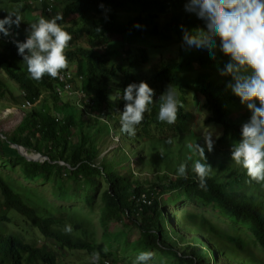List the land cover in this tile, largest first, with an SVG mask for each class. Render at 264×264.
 Returning <instances> with one entry per match:
<instances>
[{
	"label": "trees",
	"instance_id": "16d2710c",
	"mask_svg": "<svg viewBox=\"0 0 264 264\" xmlns=\"http://www.w3.org/2000/svg\"><path fill=\"white\" fill-rule=\"evenodd\" d=\"M186 3L187 0H0V19L10 12L22 17L20 27L11 29L12 36L0 34V70L20 92L13 93L0 79V96L9 94L10 103L16 107L26 103L30 106L19 108L24 116L10 135H0V164L18 165L24 180L51 182L55 198L83 200L89 208L99 187L104 186L97 196L100 208L96 227L92 229L74 208L72 211L58 208L53 214L49 211L53 204L37 209L26 195L14 190L0 171V264H63L57 257L60 250H84L89 256L99 251L98 264L105 261L117 264L124 259L107 249L113 244L111 235L123 239L125 247L130 248L127 254L153 252L149 264L163 255L184 259L188 264H208L209 259L213 261L222 254L226 258L242 256L246 259L244 263L264 264V184L247 183L245 171L231 160L230 151L234 140L239 142L241 127L250 120L251 113L228 87L231 77L220 74L228 57L219 50V42L214 59L207 49L184 45L183 30L190 33L207 30L203 20L185 11ZM34 12L38 15L28 19L27 15ZM58 13L63 17L58 23L72 35L65 50L69 61L65 71L71 73L70 68L74 67L75 76L80 78L75 88L92 98L94 109L109 111L100 113L103 117L97 115L99 119L92 133L101 139L109 135L111 128L120 131L119 116L124 101L117 96L122 98L129 84L146 82L151 88L161 87L165 91L172 85L177 94H188L199 104L198 108L206 114L205 124H217L214 127L221 131L211 151L215 157L206 158L212 167L206 189L198 187L191 172L192 161H187L190 154L187 142L201 145V139L188 130V112L182 100L176 122L166 125L167 138L156 140L149 129L155 125L156 131L163 130L165 122L158 119V101L149 106L141 128L130 136L133 139L128 141L129 135L120 131L126 137L112 156L98 159L96 140L89 141L91 129L83 127L74 106L62 102L58 95L61 84L47 75L41 81L31 79L13 43V39L21 42L26 39L30 23L40 17L51 19ZM165 15L169 17L161 24V16ZM163 52L165 58L157 61ZM122 58L125 65L118 61ZM114 95L115 99H110ZM21 97L25 99L22 102ZM169 139L173 142L168 143ZM131 143L134 144L131 153L137 155L140 145L149 159L139 161L141 165L149 164L156 171L164 167L175 177H167L163 171L141 180L129 170L118 171L116 166L127 161ZM15 145L47 159L28 161ZM205 155L209 156L207 150ZM185 162L189 169L187 178L179 177L177 169ZM65 178L69 187L62 185ZM177 198L192 201L198 210L181 211L178 231L173 229L169 213L168 219L164 215L166 205L178 204ZM203 208L218 217L210 216ZM185 223L200 239L191 237L184 242L183 251L177 253L172 250L178 244L174 237L184 231ZM69 224L73 228L71 234L64 231ZM118 224L121 229L111 230ZM95 228L102 231L105 249L100 248L94 237ZM132 229L138 232L135 241L129 238ZM32 230L38 232L41 242L25 240L22 231ZM212 249L215 253L211 257Z\"/></svg>",
	"mask_w": 264,
	"mask_h": 264
},
{
	"label": "clouds",
	"instance_id": "9594fccd",
	"mask_svg": "<svg viewBox=\"0 0 264 264\" xmlns=\"http://www.w3.org/2000/svg\"><path fill=\"white\" fill-rule=\"evenodd\" d=\"M185 11L194 13L203 20L207 30L197 29L191 33L183 30L184 43L190 48L207 49L214 59L217 41L219 42V50L228 57L220 74L231 77L232 83L228 87L251 113L250 120L241 127L240 141L231 147V160L245 171L247 183L264 184V0H187ZM61 20L63 17L60 15L51 19L40 17L29 24L23 42L13 39L18 55L22 57L27 73L33 80L41 81L45 75L57 79L69 67L65 50L72 35L58 23ZM21 22L22 17L17 12L8 13L0 19V34L4 37L12 36L11 29L13 26L19 28ZM79 79L71 71L70 84L73 92L80 91L75 88ZM73 92L70 95H58L61 98L63 95L67 96L68 99L62 102H70L72 96H75L80 109L95 105L92 98L82 91L83 95L80 97ZM153 96L154 90L146 82L131 83L123 90L125 105L119 116L122 133L136 135L137 126L142 123L144 114L150 111ZM110 99L115 97L111 96ZM182 106L177 98L176 88L168 86L160 97L158 119L174 124L179 107ZM57 117L61 119V115ZM204 141L208 152H211L214 147L213 136L206 135ZM172 142L169 139L168 143ZM186 147L190 153L187 161H192L191 172L198 187L206 189L212 167L206 163L205 148L192 142H187ZM43 160L45 159L37 161ZM188 171L187 162L181 163L177 175L187 178ZM64 231L71 234L73 228L69 224ZM153 256L151 251H140L133 264H149ZM90 260L91 264H98L100 252H93ZM105 264L108 262L105 261Z\"/></svg>",
	"mask_w": 264,
	"mask_h": 264
},
{
	"label": "rangeland",
	"instance_id": "374dc122",
	"mask_svg": "<svg viewBox=\"0 0 264 264\" xmlns=\"http://www.w3.org/2000/svg\"><path fill=\"white\" fill-rule=\"evenodd\" d=\"M60 5V3L58 4V6ZM149 10V7H148ZM37 12L32 13L31 15H27L28 19H31L33 16H37L36 15ZM56 15H59L56 14ZM169 15H165V16H161L160 22L161 24L165 23L168 19ZM186 45V44H184ZM164 51V50H163ZM165 52H163L162 55L157 56V61H160L161 59L165 58ZM125 59H119L118 61L125 65L126 62L124 61ZM156 67V66H155ZM72 71H74V67L70 68ZM0 79L2 80V82L7 84L8 89H10L13 93L15 94H19V89L18 86L12 82L9 81V79L4 75V73L0 70ZM168 87H166L167 89ZM152 89L154 90V97H155V101H153V104H158V101H160V97L161 95H163L166 91L164 88L161 87H152ZM23 95V94H21ZM24 96V95H23ZM115 97V95H114ZM118 99L123 102L124 100L122 98L119 97V95L117 96ZM177 98L179 100V102L182 100V104H184L186 111L188 112V118L186 120V123L188 125V130L190 133H192L193 135H197L198 137H200V141H201V146L205 148V150H207L205 141H204V137L206 135H212L213 136V140H214V147L217 145V139L220 138V134L221 131L214 127V126H219L217 124L214 123H207L205 124V120L204 118L206 117V114H204L199 108V104H196L195 101L191 100V96L187 94V96L185 94H177ZM62 100H67V96H64L61 98ZM19 100H21V102L23 100H25L23 97H21ZM74 108H75V113L78 115V117L80 118V121H82V125L85 129H87L88 127L91 129L89 130L88 134L89 136V141H91V139L96 140V147L98 149V159H101L102 157H111L113 151H115V149H117L119 143L121 142L122 139H124L126 136H121V132H117L116 129L111 128V130H109V135L105 138L104 136H102V138H98L94 133H92V130L95 127L96 124V117L97 115H100V113H104L105 108L101 109H94V106H90V109L88 107H84L82 109H80L78 107V103L75 100V96H72V98L69 100ZM11 99L9 94H5L4 96H0V135H10L14 129L16 128V126L20 123L22 117L24 116V113L21 112V110L19 108L21 107H16L15 105H12L11 103ZM38 102H36L37 104ZM4 104H8V105H4ZM122 107H124L125 105V101L121 104ZM30 106H27L26 108H29ZM150 108V107H149ZM22 109V108H21ZM108 112L109 111H105ZM116 112V111H115ZM147 113V112H146ZM149 113V111H148ZM103 117V115H100ZM114 116L117 117V115L114 113ZM168 123H164L163 126V130L162 131H156L155 130V125H151V128L149 127V129L151 130L152 135L156 138V140H161L164 138H167L169 135V129H167L166 125ZM141 128V124L137 126V129ZM71 132L73 133L74 130L71 129ZM73 135V134H72ZM91 137V138H90ZM128 141L129 139H133L132 137L128 136ZM241 136H239L238 140L240 141ZM234 143H236V140H234ZM233 143V144H234ZM134 146L133 143L129 144V156H127V161H124L120 164H118L116 166V169L118 171L124 172V171H131L136 177L142 179H151L154 176H156L158 173L160 172H164V175L170 178L175 177L170 171L164 170V167H161L158 171H156L157 169H152L150 168L151 165L146 164L145 165H141L140 162L144 161H148L149 159L147 158V156H144V149H142V147L139 145L137 148V155H134L133 153H131V148ZM213 147V149H214ZM208 151V150H207ZM162 151H159V153ZM135 153V154H136ZM208 155H205L206 158L207 157H215L214 154L212 152H208ZM30 156L35 157L36 155H40V154H36L35 152L29 153ZM148 159V160H147ZM217 159V158H216ZM140 161V162H139ZM63 164V163H60ZM2 166H6V167H2ZM10 165H4V164H0V171H3L4 175L8 177L10 184H13V188L15 191H17L18 193H20L21 195H26V198L28 200L29 203L34 204L37 209L39 207H41V205H45L46 204H53V206L49 207V211L53 213H55L57 211V209H69V211H72V209L74 208L75 211H80L81 212V216L86 219L85 220V225L86 226H90L92 229L94 227H96V221L98 219V211H99V202H98V194L100 193L99 191L104 188V186H100V190H97V196L95 197L94 201H93V206L91 208L87 207L86 204L84 205L82 202L83 200L80 201H63L61 199H57L54 197L55 194V186L48 181H29V180H24L23 178V174L22 171H20V167L14 166V167H9ZM65 187H69V181L64 180V183L62 184ZM181 201V202H179ZM177 203L176 205H170L167 204L165 207V218L168 219L169 215L172 218L171 223H172V227L174 230L178 231L179 229V225H180V213L181 211H188V212H192V211H198L196 205L190 201V200H183V199H178L177 198ZM178 208V211H174V208ZM201 210V209H200ZM205 210L210 216L215 215L214 217H218V215H216L214 212L207 210V209H202ZM169 213V215H168ZM221 220H224L223 218H221ZM226 221V220H225ZM22 225V227L24 226V224H22V222L20 223ZM187 223L183 224V226H185L186 228L184 229L183 232L179 233V237H174L176 238V240L178 241V244L174 247H172V250H174L177 253H181L184 249V247L186 246L184 244V242H189L191 240V237H197V234L192 231V230H188V227L186 225ZM117 228L121 229L120 224L118 225H114L112 227L111 230H116ZM12 228V227H10ZM187 231H189L187 233ZM129 232V231H128ZM23 235L25 236V240L29 241V242H34L36 240L39 239L38 243L41 242V240H43L38 232L36 230H32L29 233H25L23 232ZM113 233V232H111ZM112 236V237H111ZM110 237L112 238V245L107 248L110 249L111 251H115L118 253L119 258H123L124 261L123 262H118L117 264H133L134 260L133 258L136 257L133 253L127 254L130 252V248H126L124 241L122 238H118L115 237L114 235H111ZM95 239L98 241L99 246L101 249H105V238L102 235V231L98 230L97 228H95ZM129 238L130 241H135L136 239H138V232L135 229L130 230L129 232ZM180 238H182L183 240H180ZM200 239V238H198ZM175 240V241H176ZM111 239L109 237H107V242H110ZM203 242V241H202ZM52 244V242H51ZM183 253H187V252H183ZM215 253V250H211L210 255L209 256H213L211 254ZM58 257V261L62 262L63 264H90L91 260L90 257L86 251L84 250H72V251H64V250H60ZM131 259V260H128ZM159 260L154 261L152 264H188L184 261V259H182L181 261L177 260L176 258L172 257V256H159L158 258ZM246 261L245 258H243L242 256H240L239 258H234L233 256H229L228 258L225 257L224 254L217 256L216 255V259H209L208 264H249V263H244ZM108 264H111L110 262H108Z\"/></svg>",
	"mask_w": 264,
	"mask_h": 264
},
{
	"label": "built area",
	"instance_id": "2783aa9c",
	"mask_svg": "<svg viewBox=\"0 0 264 264\" xmlns=\"http://www.w3.org/2000/svg\"><path fill=\"white\" fill-rule=\"evenodd\" d=\"M49 12V10H47ZM58 83L61 84L62 90H58V94H68L70 95L71 92H73L72 89V85L70 84V80H71V73L68 71H63L60 74V77L57 78ZM75 95H77L78 97L82 96L83 93L81 91H74L73 92ZM26 106H29V103H26L24 105L21 106V108H26Z\"/></svg>",
	"mask_w": 264,
	"mask_h": 264
},
{
	"label": "water",
	"instance_id": "95a60500",
	"mask_svg": "<svg viewBox=\"0 0 264 264\" xmlns=\"http://www.w3.org/2000/svg\"><path fill=\"white\" fill-rule=\"evenodd\" d=\"M13 147L16 148L19 151L20 155L24 156L26 158V160H28V161H37V160H41L42 158L46 159V158L42 157L41 155H36L35 157L30 156L29 154H27L26 149L21 147V146L15 145Z\"/></svg>",
	"mask_w": 264,
	"mask_h": 264
},
{
	"label": "bare ground",
	"instance_id": "6f19581e",
	"mask_svg": "<svg viewBox=\"0 0 264 264\" xmlns=\"http://www.w3.org/2000/svg\"><path fill=\"white\" fill-rule=\"evenodd\" d=\"M228 216V215H227ZM231 217V216H230ZM230 220V219H229Z\"/></svg>",
	"mask_w": 264,
	"mask_h": 264
}]
</instances>
